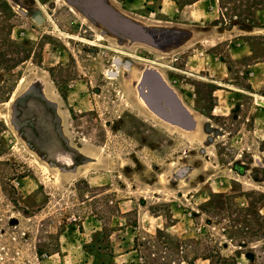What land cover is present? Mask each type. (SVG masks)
<instances>
[{
	"label": "rangeland",
	"instance_id": "obj_1",
	"mask_svg": "<svg viewBox=\"0 0 264 264\" xmlns=\"http://www.w3.org/2000/svg\"><path fill=\"white\" fill-rule=\"evenodd\" d=\"M262 100L264 0H0V264H264Z\"/></svg>",
	"mask_w": 264,
	"mask_h": 264
},
{
	"label": "bare ground",
	"instance_id": "obj_2",
	"mask_svg": "<svg viewBox=\"0 0 264 264\" xmlns=\"http://www.w3.org/2000/svg\"><path fill=\"white\" fill-rule=\"evenodd\" d=\"M142 38L143 39H145V38H147V35H142ZM161 40H162V43L163 44H169V43H171V42H173V41H177L178 39H180V35L179 34H177V35H172V34H162V36H161V38H160ZM161 42V41H160ZM143 81V80H142ZM141 81V82H142ZM143 83V82H142ZM165 85V84H164ZM170 92H171V90H170ZM173 94V93H172ZM141 96H143L142 94H141ZM145 99V98H144ZM259 103H264V100H262V101H259ZM186 120H187V117L185 118V122H186ZM45 170V169H44ZM46 171V170H45ZM47 172V171H46Z\"/></svg>",
	"mask_w": 264,
	"mask_h": 264
},
{
	"label": "water",
	"instance_id": "obj_3",
	"mask_svg": "<svg viewBox=\"0 0 264 264\" xmlns=\"http://www.w3.org/2000/svg\"><path fill=\"white\" fill-rule=\"evenodd\" d=\"M34 20H35V22H37V23H41V22H42V18H41V16H39V15H36V16L34 17ZM125 67L127 68V66H125ZM145 99H146L147 104L149 105V107H150L153 111H155L156 113L160 114V113L158 112L157 109H155L154 107H152V106L150 105V103L148 102V98L145 97ZM258 104L261 105L262 107H264V103H258Z\"/></svg>",
	"mask_w": 264,
	"mask_h": 264
}]
</instances>
